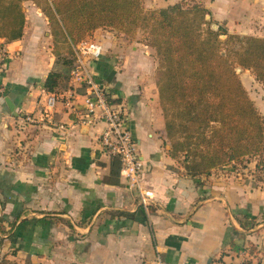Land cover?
Here are the masks:
<instances>
[{"label": "crops", "instance_id": "0c3cea01", "mask_svg": "<svg viewBox=\"0 0 264 264\" xmlns=\"http://www.w3.org/2000/svg\"><path fill=\"white\" fill-rule=\"evenodd\" d=\"M142 1L151 10L198 4L229 33L264 38V0ZM40 15L25 14L21 39L0 38L19 56L0 57V264H153L158 250L170 264H264V187L235 176L232 166L191 177L169 154L153 50H119L128 42L123 34L93 33L105 52L92 69L127 105L143 185L154 192L149 210L102 147L103 126L73 128L63 104L55 122L65 130L40 120L56 63L51 37L40 38ZM27 114L37 120L22 123Z\"/></svg>", "mask_w": 264, "mask_h": 264}, {"label": "trees", "instance_id": "16d2710c", "mask_svg": "<svg viewBox=\"0 0 264 264\" xmlns=\"http://www.w3.org/2000/svg\"><path fill=\"white\" fill-rule=\"evenodd\" d=\"M26 1L35 0H0V38L23 37ZM45 2L56 25L53 35L57 41L63 37L70 53L99 29L146 33L141 43L158 59L156 83L169 154L187 175L209 176L229 166L251 171L253 166L264 183V116L237 72L251 71L264 87V38L229 33L211 16L208 20L210 12L198 4L151 10L142 0ZM62 83L63 75L52 71L44 88L55 93ZM113 160L120 170L119 160Z\"/></svg>", "mask_w": 264, "mask_h": 264}, {"label": "built area", "instance_id": "2783aa9c", "mask_svg": "<svg viewBox=\"0 0 264 264\" xmlns=\"http://www.w3.org/2000/svg\"><path fill=\"white\" fill-rule=\"evenodd\" d=\"M104 48L98 41L86 39L75 48V63L71 72L69 88L57 93H47L40 110V120L53 127L66 129V124H56L55 112L59 104L65 106L72 118L73 128H97L103 126L99 140L104 150L120 162V175L128 188L137 193L139 204L149 210L154 192L143 185L145 165L139 144L129 127L126 103L119 102L113 90L96 79L92 63L101 59ZM0 57L9 59V52L0 46ZM83 92H80V91ZM1 99V95H0ZM37 119L26 115L21 122L32 123ZM246 262V261H245ZM153 264H170L158 250ZM244 264V263H242Z\"/></svg>", "mask_w": 264, "mask_h": 264}, {"label": "rangeland", "instance_id": "374dc122", "mask_svg": "<svg viewBox=\"0 0 264 264\" xmlns=\"http://www.w3.org/2000/svg\"><path fill=\"white\" fill-rule=\"evenodd\" d=\"M33 4V5H31ZM34 9H37V12L40 16L37 17V26L39 27V35L41 40L45 41L51 37L50 43H53V50L52 54L57 57V54L60 55V57L56 58V63L53 68V71L59 72L63 75V83H62V90H67L69 88V77H70V68H73L74 66V47H73V53H70V50L68 48V44L65 42L63 37H59L58 41L56 37L53 35L56 30V25L53 23L54 21L51 20L49 17V11H48V6L46 5L45 0H35V1H26V3H23V10L25 14L29 13L30 11H33ZM35 16V15H34ZM32 16L31 19L34 21L33 23L35 24V17ZM117 35L114 36H120V33L118 31ZM119 34V35H118ZM125 37H127L128 42H124L123 46L117 45L119 50H122L124 46L130 47L132 45L137 46L138 49H143L144 51L146 50H153L152 52L154 53L152 57L155 58V68H158V59L156 56V52L154 49H145L143 46H141L143 43L142 41L145 40L146 33L142 31L141 29L137 30L135 34H131L129 36L123 34ZM86 39H92L94 41H99V39L93 38V34L88 36ZM145 45V44H144ZM43 53H47V55H50V51L47 48V46L42 48ZM120 54V53H119ZM46 55V54H45ZM10 59L9 61L15 60L17 57V54H9ZM47 56V57H48ZM118 63H123V60L118 59ZM72 72V71H71ZM238 74L240 75L241 80L243 81L244 86L246 87L250 97L252 100L256 103L257 107L261 111L262 115L264 116V87L256 81V78L252 74L251 71L249 70H243V69H238L237 70ZM157 73V71H156ZM167 143L170 144V141H167ZM231 168V167H230ZM232 172L235 176H242L243 180L249 183V181L252 182L254 186H261L264 187V183L259 181V176L261 173H255L253 172V166H251V171L250 169H245L242 167H236V168H231ZM228 170V169H227ZM231 171V170H230ZM232 172H229L232 174ZM250 179V180H249ZM247 263L244 262V264H248L249 261H246ZM250 264V263H249Z\"/></svg>", "mask_w": 264, "mask_h": 264}, {"label": "water", "instance_id": "95a60500", "mask_svg": "<svg viewBox=\"0 0 264 264\" xmlns=\"http://www.w3.org/2000/svg\"><path fill=\"white\" fill-rule=\"evenodd\" d=\"M211 17L208 16L207 19L209 20ZM214 29H218V26L217 25H214L213 26ZM6 103L8 104V106L10 107V109L13 111L14 109V104L11 102V99L10 98H7L6 99Z\"/></svg>", "mask_w": 264, "mask_h": 264}]
</instances>
